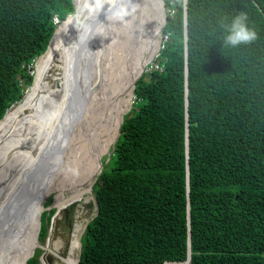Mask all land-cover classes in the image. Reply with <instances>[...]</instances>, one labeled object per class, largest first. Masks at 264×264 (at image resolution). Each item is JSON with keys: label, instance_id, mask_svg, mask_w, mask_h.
Masks as SVG:
<instances>
[{"label": "trees", "instance_id": "16d2710c", "mask_svg": "<svg viewBox=\"0 0 264 264\" xmlns=\"http://www.w3.org/2000/svg\"><path fill=\"white\" fill-rule=\"evenodd\" d=\"M163 3L161 47L92 186L78 264L182 262L188 250L190 264H264V0ZM73 12L72 0H0V119L32 85L54 18ZM240 12L258 38L225 49L220 22Z\"/></svg>", "mask_w": 264, "mask_h": 264}, {"label": "bare ground", "instance_id": "6f19581e", "mask_svg": "<svg viewBox=\"0 0 264 264\" xmlns=\"http://www.w3.org/2000/svg\"><path fill=\"white\" fill-rule=\"evenodd\" d=\"M145 2L141 0L139 7L133 1L135 12L124 22L112 21L111 31L105 35L106 19L94 24L101 14H89L88 0H80L78 8L74 0V14L58 23L46 51L35 63L34 80L20 117L10 110L0 121V219L6 217L0 225V264H25L33 254L38 247V214L50 196L54 197L51 207L58 206L54 221L68 206L75 208L66 241L54 237L56 229L52 226L42 264H55L53 258L64 250V264H78L88 192L103 167V155L115 141L123 115L131 107L133 83L161 45L164 11L159 7L156 16L148 17L151 13ZM77 37L84 46L76 57ZM116 39L120 43L115 44ZM122 43H126L129 58L122 52ZM116 59L125 67L114 79ZM88 119H93V128L86 137L82 128ZM78 139L86 142L81 148ZM45 156L51 159V176L44 189L42 186L30 195L26 213L17 223L12 209L29 192L23 185H18L17 193L13 188L28 170L36 172ZM170 263L188 264H164Z\"/></svg>", "mask_w": 264, "mask_h": 264}, {"label": "rangeland", "instance_id": "374dc122", "mask_svg": "<svg viewBox=\"0 0 264 264\" xmlns=\"http://www.w3.org/2000/svg\"><path fill=\"white\" fill-rule=\"evenodd\" d=\"M147 9V8H146ZM149 10V9H148ZM147 10V11H148ZM74 13V12H73ZM72 13V14H73ZM151 13V12H150ZM157 13H151V15L149 16L148 15V17H153V15H156ZM164 15H166V13H165V9H164ZM152 19V18H151ZM105 27H104V32H105V35L107 34V33H110V31H111V28H112V21H110V20H108L107 18H106V21H105ZM57 27V26H56ZM161 39H162V37H161ZM117 43H120V39H116V41H115V44H117ZM126 47V43H122V45H121V48L123 49L122 50V52H124L125 53V50H124V48ZM119 49H120V46H119ZM158 54V52L156 53V55ZM155 55V56H156ZM125 56H126V58H129L128 57V55H126V53H125ZM38 60H35L34 62L36 63ZM119 62L120 61H117V59L116 60H114V79L115 78H117L119 75V73H121L123 70H124V68L123 67H125L122 63L123 62H121L120 64H119ZM153 62V61H152ZM152 62H151V64H152ZM35 63H33V70H32V76H33V74L35 73ZM150 65V64H149ZM116 66V67H115ZM146 68H148V66H146L145 67V69H144V71H146L147 69ZM143 71V72H144ZM139 78V77H138ZM137 78V79H138ZM32 82H33V79H32ZM32 84V83H31ZM31 86V85H30ZM30 86L27 88V89H25L24 90V96H25V94H26V92H27V90L30 88ZM23 96V97H24ZM27 96H28V92H27ZM26 96V97H27ZM22 97V98H23ZM26 99V98H25ZM132 99H133V97H132ZM131 99V100H132ZM22 100V99H21ZM20 100V101H21ZM20 101H18V102H16V103H14L13 105H11L10 107H9V109L7 110L8 112L10 111V110H12V113H14L17 117H20V113H21V110H22V108H23V102H20ZM25 101V100H24ZM131 103H132V101H131ZM7 112V113H8ZM128 112V111H127ZM126 112V113H127ZM6 113V114H7ZM5 114V115H6ZM4 118V117H3ZM2 118V119H3ZM1 119V120H2ZM94 119V122L96 123L97 122V119L94 117L93 118ZM93 119H91V120H87L86 121V124H84V126H83V128H82V132H84V134L86 135V137H89V132H90V130L93 128L92 127V125H93ZM0 120V121H1ZM79 124H80V122H79ZM89 128H90V130H89ZM100 129V127L98 128V130ZM82 135V134H81ZM77 142H78V146L81 148L82 146H84L85 145V141H83V140H80V139H78L77 140ZM115 142V141H114ZM114 142H113V144L111 145V147L109 148V150H108V152H107V154H104L103 155V158H102V164H105L107 161H108V159H109V157H110V155L112 154V148H113V145H114ZM44 160L41 162V164H40V166L37 168V170H36V172H34L32 169H30V170H28L27 172H26V176H23V178L22 179H20V182H19V184H17V186H15L13 189H14V192L15 193H17L18 191H20L19 190V187H18V185L20 186V185H23V189L25 188H27L28 189V192H29V194L31 195L33 192L35 193L36 192V190H38V188L40 189L42 186V189H44V187H45V184L47 183V181H48V179L50 178V176H51V165L52 164H50L51 163V159H50V157L48 158L47 156H45L44 158H43ZM68 166H70V165H68ZM67 166V167H68ZM73 166V171H74V174H75V169L76 168H74V166H75V164L74 165H72ZM39 171H40V173H39ZM101 172V171H100ZM100 174V173H99ZM98 174V175H99ZM97 175V176H98ZM24 177H25V180H24ZM97 178V177H96ZM96 178H95V180H96ZM36 179V180H35ZM24 180V181H23ZM95 182V181H94ZM94 182H93V184H94ZM35 183V184H34ZM42 183H44V184H42ZM93 184H92V186H93ZM92 186H91V188H92ZM91 188H90V190H89V195H88V193L86 194V195H88V196H90V201H89V203H88V206H86V204L84 205V210L85 211H87L88 213H87V220H86V224L94 217V215H95V213H96V203H95V198H94V195H93V192H92V190H91ZM11 192H12V190L10 191V193H9V195L11 194ZM47 201H49V204L47 205L48 207L47 208H52L53 210H54V215H55V212L57 211V208H54V205H53V207H51V204H52V202H54V197L53 196H50L49 198H47L46 199V201L44 202V204L47 202ZM32 206L33 205H30V208H29V210H32ZM35 206H37V205H35ZM45 206V205H44ZM57 206V205H56ZM9 207V206H8ZM39 208V207H38ZM37 208V209H38ZM74 208H75V206L74 205H70V206H68L67 207V209H68V211L66 212L67 213V217H65L64 216V210L62 211V213H61V217L57 220V221H54V227H55V234H53L54 235V237H61V238H63V239H65V241H66V238H67V234H68V232H69V230H70V228H71V225H72V221H73V213H74ZM52 209H49V210H52ZM46 209L44 208L43 209V211H45ZM48 210V209H47ZM48 210V211H49ZM53 219H54V217H53ZM85 224V225H86ZM85 225H84V228H85ZM49 227H50V225H49ZM48 227V229H47V231H46V235L43 237V239H39L38 237V247H36L35 249H34V253H37V255H38V260H39V263L38 264H42V261H43V259H42V256H43V253L46 251V249L49 247V242H50V240H51V237H52V227H50L49 228ZM39 230H40V226H39ZM81 231H83L84 232V229L83 230H81ZM80 231V232H81ZM56 232H57V234H56ZM59 232V233H58ZM66 232V233H65ZM83 232H82V234H83ZM81 234V235H82ZM38 235H39V231H38ZM81 238V237H80ZM80 249H81V245H80ZM79 252H80V250H79ZM78 255H79V253H78ZM54 259V262H55V264H64L65 262H66V260H67V256H66V251L64 250V251H61V252H58L57 253V255H56V257H54L53 258Z\"/></svg>", "mask_w": 264, "mask_h": 264}, {"label": "clouds", "instance_id": "9594fccd", "mask_svg": "<svg viewBox=\"0 0 264 264\" xmlns=\"http://www.w3.org/2000/svg\"><path fill=\"white\" fill-rule=\"evenodd\" d=\"M135 10L136 8L134 5L131 4V0H88V11L90 15H97L103 13L106 15L108 20L114 22H124L127 17H129L135 12ZM54 21L56 23V26L60 22V20H58L57 18H54ZM220 27L223 29L221 40L223 47L225 49L237 48L242 44H251L258 38L256 31L248 26V17L245 12H240L239 14L233 16L231 18L230 23H225L221 21ZM187 181H188V173H187ZM47 207L48 206H45V209ZM47 209L49 210L51 208H47ZM47 209L45 211H48ZM96 210H97V204H96ZM42 212L44 211L42 210ZM96 214L97 212L95 213V215ZM52 215H54V211ZM40 225H41V220H40ZM49 225L50 227L54 225V219L52 220V223L50 219L47 229ZM80 245H81V238H80ZM165 262H175V261H165Z\"/></svg>", "mask_w": 264, "mask_h": 264}, {"label": "water", "instance_id": "95a60500", "mask_svg": "<svg viewBox=\"0 0 264 264\" xmlns=\"http://www.w3.org/2000/svg\"><path fill=\"white\" fill-rule=\"evenodd\" d=\"M73 1V5H74V0H72ZM133 1H134V5H138L139 7H140V4H141V0H131V4L133 3ZM184 3H185V0H184ZM145 5H146V8L147 9H149V11L151 12V13H158V10H159V7H160V9L162 8V10L164 11V3H163V0H146V2H145ZM154 11V12H153ZM74 12H75V5H74ZM69 16V15H68ZM68 16H66V18L68 17ZM156 16V15H155ZM65 18V19H66ZM64 19V20H65ZM104 19H106V15L105 14H103V13H101V15H99L98 17H96V20H95V22H94V24L96 23V22H99V21H101V20H104ZM64 20H62V21H64ZM62 21H60V22H62ZM165 22H166V15H164V22H163V26H164V24H165ZM93 24V25H94ZM92 25V26H93ZM91 26V27H92ZM163 28V27H162ZM56 30V29H55ZM55 30H54V32H55ZM54 32H53V34H52V36H51V38L49 39V42H50V40L52 39V37H53V35H54ZM76 41H78V44H77V54H76V57L79 55V52H80V49H81V46L83 47L84 46V41H79V38L77 37L76 38ZM49 42H48V44H49ZM48 46V45H47ZM47 49V48H46ZM83 49V48H82ZM82 51V50H81ZM145 69V68H144ZM144 69H143V71H144ZM143 71L137 76V78L138 77H140L141 76V74L143 73ZM137 78L135 79V81L137 80ZM135 81H134V83H133V91H134V86H135ZM23 99V98H22ZM130 109V108H129ZM6 114V113H5ZM4 114V115H5ZM4 117V116H3ZM2 117V118H3ZM1 118V119H2ZM0 119V120H1ZM122 120H123V117H122V119H121V122H122ZM121 122H120V124H119V127H118V133H117V135H116V138H115V141L117 140V138H118V135H119V128H120V125H121ZM95 181V180H94ZM29 198H30V194H28V195H26V199L24 198L23 199V201L21 200L19 203H16L15 204V206L13 207V209H12V214H14L13 216H17L16 217V222L18 223L20 220H21V218H23L24 217V213H26V210H27V208H28V204L30 203V201L32 200H30L29 201ZM47 209V208H46ZM68 211V209L66 208L65 210H64V212H65V217H67V212ZM96 212H97V210H96ZM41 213H42V211L40 212V214H38V218H37V220L39 221V226H40V216H41ZM4 216H6V215H4ZM53 217H54V215H52V218H51V223H52V220H53ZM5 219H6V217H2V219H0V225L2 224V223H4V221H5ZM37 237H38V235H37ZM38 239V238H37ZM33 253H34V251H33ZM33 256V254L31 255V256H29L27 259H29L30 257H32ZM27 259H26V261H27ZM78 260H79V255H78ZM77 260V261H78ZM26 261H25V263H26ZM183 262H187L188 264H190V251H188V254H187V258L185 259V261H183ZM165 263H167V262H165Z\"/></svg>", "mask_w": 264, "mask_h": 264}, {"label": "flooded vegetation", "instance_id": "af4514ba", "mask_svg": "<svg viewBox=\"0 0 264 264\" xmlns=\"http://www.w3.org/2000/svg\"><path fill=\"white\" fill-rule=\"evenodd\" d=\"M49 248V247H48Z\"/></svg>", "mask_w": 264, "mask_h": 264}]
</instances>
